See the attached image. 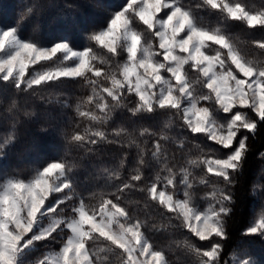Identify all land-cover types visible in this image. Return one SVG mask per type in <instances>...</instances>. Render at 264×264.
I'll return each mask as SVG.
<instances>
[{"label": "snow or ice", "instance_id": "1", "mask_svg": "<svg viewBox=\"0 0 264 264\" xmlns=\"http://www.w3.org/2000/svg\"><path fill=\"white\" fill-rule=\"evenodd\" d=\"M196 7L218 10L225 19L243 22L250 29L264 27V10H249L241 0H202ZM33 11L32 7L22 10L21 19H30ZM138 25L144 26L143 31ZM22 27L0 24V81H10L16 90L27 92L34 86L56 84L62 78H80L91 86V95L77 105L76 112L91 123L83 131L73 132L71 142L90 153L102 143L135 147L137 151L128 179L120 171L124 157L116 168L103 170L101 179L105 184L92 205L77 193L76 181L70 175L72 164L64 158L36 168L30 179H3L0 264H169L165 251L154 247L146 235L147 222L134 217L121 202L125 190L133 189L143 193L145 207L148 201L155 202L173 214L169 219H179L181 226L200 241H212L206 249L189 245L199 257V264H222L223 245L213 238H228L225 217L232 213L231 205L235 203L231 188L248 152V136L237 137L242 130L255 136L264 122V62L246 59L229 36L219 28L203 26L182 0H125L111 11L99 30L87 36L106 50L109 60L99 58L92 47H74L66 37L49 44L26 39ZM257 46L264 49V42ZM96 61L108 67H99ZM41 62H51L52 66L28 73L30 66ZM101 78L110 86L102 84ZM129 96L135 97L131 107ZM82 105H91L95 110H82ZM118 109L133 117L162 113L168 116L165 127L172 124L173 117L178 118L182 121V139L175 143L181 151L189 132L193 136L203 134L232 151L209 158L201 149L202 157L189 158L186 167L177 169L176 155L167 147L168 135L140 127L137 137L124 128L106 131L91 126L109 125ZM234 109H250L255 118ZM217 113L230 115L220 123ZM12 129L0 142V160L16 139L15 123ZM122 135H127L126 142L119 139ZM145 137L153 139L150 147L148 139H140ZM196 147L200 148L198 144ZM201 165L224 184L213 186L210 195L215 203L204 210L193 202L189 191L194 188L190 179L193 170ZM146 169L151 170L148 175ZM199 182L209 183L203 178ZM59 193L64 195H54ZM242 235L264 240V207ZM42 242H47L45 247L53 243L60 246L30 261L28 257ZM101 243L104 246L98 247ZM262 257L264 249L257 252L251 247L242 248L231 254V264H264Z\"/></svg>", "mask_w": 264, "mask_h": 264}, {"label": "trees", "instance_id": "2", "mask_svg": "<svg viewBox=\"0 0 264 264\" xmlns=\"http://www.w3.org/2000/svg\"><path fill=\"white\" fill-rule=\"evenodd\" d=\"M241 2L249 10H264V0H241ZM123 3L125 0H0V24L5 26L16 24L18 28L23 26L21 34L24 38L35 39L44 44L66 37L74 47L78 49L92 47L99 58L109 60L106 50L89 41L87 36L99 30L109 13L118 9ZM182 3L193 9L203 26L209 29L219 28L229 36L246 59L264 62V49L257 46L258 42H264V27L257 26L250 29L243 22L225 19L218 10L197 8L196 6L201 4L202 0H182ZM28 7L34 10L32 14H29L31 18L24 16L21 19L22 10L26 12ZM143 27L138 25V30L143 31ZM149 39L151 40L150 37ZM124 55L126 56V53ZM96 63L99 67H108V65L99 64V61ZM49 66H52L51 62H41L29 67L28 73L31 74L33 71H40ZM191 76L195 78L196 74L191 73ZM101 83L110 86L109 82L102 78ZM197 88L199 90V86ZM89 95H91V86L80 78H62L56 84L39 88L34 86L27 92L16 90L10 81L7 83L0 81V142L13 130L14 123L16 132L14 143L6 148L7 155L0 160V182L11 176L30 179L36 168L51 160L64 158L72 164L73 170L70 175L76 181L77 193L85 197L86 203L92 205L97 203L99 191L105 184V181L101 179L103 170L116 168L121 157L125 158V165L120 171L123 178L128 179L135 167L137 151L135 147L102 143L96 146L95 152L90 153L84 148L77 147L70 140L73 132L83 131L91 123L79 117L76 112L77 105ZM13 101H15L14 107ZM128 101L129 107L133 106L135 97L129 96ZM201 103L204 104V102ZM65 104L68 106L65 107ZM207 106L211 107V105ZM89 109L95 110L91 105H82V110ZM239 111L246 112L255 118L250 109ZM26 112L34 113V115H25ZM229 115L217 113L218 121L226 122ZM172 119V124L165 127L168 116L162 113L133 117L130 112L118 109L113 113L109 125L92 124L91 126L106 131L124 128L137 137L140 127H147L151 131L168 135L170 140L167 147L170 153L176 155L177 169L186 167L189 158L202 157L201 149L209 158L213 155L223 156L232 151V149H223L203 134L193 136L190 132L186 133L188 141L185 148L182 151L179 150L175 141L182 139L180 136L182 121L175 117ZM41 129L47 130L41 131ZM245 135L248 136V152L242 172L236 174V183L231 188L235 201L231 205L233 211L225 217L228 238L226 240L213 238V241L223 245L222 264L225 261L231 264V254L242 248L251 247L257 252L264 249V240H261L259 236L242 235L264 207V122L259 124L255 136L242 130L237 140ZM119 139L126 142L127 135H122ZM140 139H148L149 147L153 142L150 137ZM197 144L200 148L196 147ZM235 146L234 143L233 147ZM144 171L148 175L151 170ZM201 178L209 183L200 184ZM190 179L194 188L189 191L193 202L199 208L215 203L210 195L213 186H224L223 181L208 173L204 165L194 169ZM114 183H120V181H114ZM67 191L66 189L65 192ZM54 195L63 196L64 193ZM122 195L121 202L130 213L147 222L146 235L154 247L165 251L169 264H199V257L191 251L189 245L206 249L210 247L212 241H200L187 228L181 226L179 219H169L173 217V214L166 213L155 202L148 201L149 206L145 207L143 193L133 189L125 190ZM61 207H67V205ZM161 213L164 214L161 215ZM46 243H38L37 251L33 252L28 259L35 261L45 252L58 250L60 246L53 243L45 247ZM103 246V243L98 245V247Z\"/></svg>", "mask_w": 264, "mask_h": 264}, {"label": "rangeland", "instance_id": "3", "mask_svg": "<svg viewBox=\"0 0 264 264\" xmlns=\"http://www.w3.org/2000/svg\"><path fill=\"white\" fill-rule=\"evenodd\" d=\"M215 47H218V46H215ZM31 67V66H30ZM236 110H242V109H234V111H236ZM182 198V197H181ZM214 204V203H213ZM208 207V206H207ZM207 207H204V208H200L201 210H204V209H206ZM45 223H47V221H45ZM47 252H50V251H47ZM46 253V252H45ZM41 258H43V256L42 257H40L39 259H41ZM39 259H37V260H39ZM37 260H35V261H37Z\"/></svg>", "mask_w": 264, "mask_h": 264}]
</instances>
